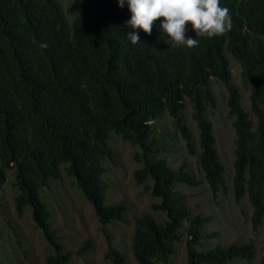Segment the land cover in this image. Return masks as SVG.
<instances>
[{"label":"trees","instance_id":"1","mask_svg":"<svg viewBox=\"0 0 264 264\" xmlns=\"http://www.w3.org/2000/svg\"><path fill=\"white\" fill-rule=\"evenodd\" d=\"M230 56L240 67L239 84ZM212 79L226 90L234 129L232 195L235 202L247 197L256 231L264 222V0H75L66 10L58 0H0V185L12 170L15 210L30 208L51 250L45 264L71 262L41 194L62 167L101 225L125 221L122 201L106 203L111 132L137 145L141 166L134 178L139 185L151 180L147 188L159 200L151 209L165 215L135 217L131 247L138 264L167 263L184 222L187 264L252 259V243L197 249L208 216L193 212L175 185L197 186L200 179L184 162L170 166L163 156L170 145L154 125L168 113L186 152L196 154L183 115L189 103L197 168L213 197L225 191L209 117L217 107ZM262 250L260 264L264 239ZM106 257L124 262L110 242Z\"/></svg>","mask_w":264,"mask_h":264},{"label":"rangeland","instance_id":"2","mask_svg":"<svg viewBox=\"0 0 264 264\" xmlns=\"http://www.w3.org/2000/svg\"><path fill=\"white\" fill-rule=\"evenodd\" d=\"M58 1L66 10V7L75 0ZM230 62L232 79L239 84V64L231 56ZM211 87L217 99V107L209 112V117L213 123L216 146L226 168V190L219 192L216 197L212 196L197 168L198 131L191 118L192 109L189 103H186L183 115L194 135L196 154L190 155L186 152L168 113H164L154 121V125L157 135L159 133L158 136L170 145V148L163 153V156L168 158L170 166L178 167L184 162L200 179L197 186L175 185V190L187 195V203L193 212L208 216V221L200 228V245L197 249L231 242L252 243L254 249L252 259L236 258L228 264H260L263 254L264 222L256 231L252 230L251 206L247 197L244 196L239 202H235L233 198L231 178L234 129L231 120L226 116L227 93L224 86L214 79L211 80ZM242 94V103L248 108V92L243 89ZM108 141L113 157L104 161L106 167L104 180L108 184L106 203L122 201L126 205L125 221H113L101 225L92 206L63 167L60 169L61 177L51 180L49 187L41 190L51 212L52 227L56 229L63 249L70 251V264H115L113 259L106 257L109 242L123 254V264H138L133 257L131 247L135 217L149 212L159 221L165 219L163 213L151 209V204L159 201L152 197L147 188L151 186V180L139 185L134 178V170L141 166L134 158L137 145L124 141L114 132L110 133ZM13 182V171L8 170L5 183L0 185V263L45 264V258L51 250L41 231L35 227L30 208L27 206L21 214L15 210L14 196L17 194V189ZM185 228L186 222L178 229L183 236L176 241L175 250L169 261L158 264H187ZM213 232H217V235L211 236ZM81 246L86 249L79 252Z\"/></svg>","mask_w":264,"mask_h":264}]
</instances>
